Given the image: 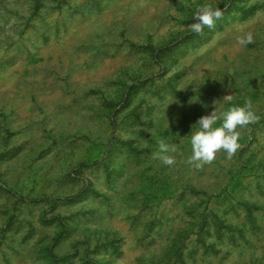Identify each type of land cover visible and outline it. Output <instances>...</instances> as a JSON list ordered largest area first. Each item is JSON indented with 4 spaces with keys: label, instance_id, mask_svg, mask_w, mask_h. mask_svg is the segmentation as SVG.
Masks as SVG:
<instances>
[{
    "label": "rangeland",
    "instance_id": "obj_1",
    "mask_svg": "<svg viewBox=\"0 0 264 264\" xmlns=\"http://www.w3.org/2000/svg\"><path fill=\"white\" fill-rule=\"evenodd\" d=\"M0 264H264V0H0Z\"/></svg>",
    "mask_w": 264,
    "mask_h": 264
},
{
    "label": "clouds",
    "instance_id": "obj_2",
    "mask_svg": "<svg viewBox=\"0 0 264 264\" xmlns=\"http://www.w3.org/2000/svg\"><path fill=\"white\" fill-rule=\"evenodd\" d=\"M221 16L222 11L219 8L207 4L202 5L194 13L196 22L190 27L192 31L200 32L203 26L211 28L214 21ZM252 42L253 35L250 32L237 37V45L240 47L247 46ZM223 99L230 102L232 97L226 95ZM256 118L250 104L235 106L227 111L214 108L210 114L202 116L195 124L198 125V129L191 134L192 156L190 162H200L197 163V167L201 163H210L220 150L225 151L229 157L232 156L240 147V132L237 129L247 126ZM218 121H221V124L217 127L215 125ZM159 149L157 155L163 164L172 165L175 163L174 157L169 155L175 151V145L161 142Z\"/></svg>",
    "mask_w": 264,
    "mask_h": 264
}]
</instances>
